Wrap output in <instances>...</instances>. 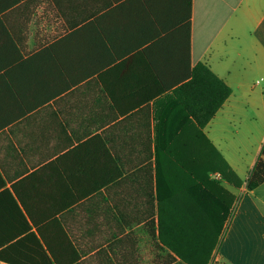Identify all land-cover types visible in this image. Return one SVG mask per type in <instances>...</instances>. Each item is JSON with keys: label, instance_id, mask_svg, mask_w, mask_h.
<instances>
[{"label": "crops", "instance_id": "obj_1", "mask_svg": "<svg viewBox=\"0 0 264 264\" xmlns=\"http://www.w3.org/2000/svg\"><path fill=\"white\" fill-rule=\"evenodd\" d=\"M200 63L232 89L203 133L246 179L264 145V88L257 103L249 81L264 82V0H0L6 258L152 264L157 165L178 194L171 180L200 157L185 112ZM223 186L236 201L219 264H264V184Z\"/></svg>", "mask_w": 264, "mask_h": 264}, {"label": "trees", "instance_id": "obj_2", "mask_svg": "<svg viewBox=\"0 0 264 264\" xmlns=\"http://www.w3.org/2000/svg\"><path fill=\"white\" fill-rule=\"evenodd\" d=\"M192 76L193 81L185 88L193 89L195 93L201 91L199 94L201 99L200 104L197 105L195 101L194 104L187 103L189 111L185 112L201 131L200 157L198 162L195 161L194 171L191 163L183 165L189 169L190 173L193 172L194 178L190 177L184 181L186 188L179 197L176 192H172L168 181L161 178L158 163L155 171L156 178L151 183V189L155 191L153 202L157 201L160 213L161 190L167 189L168 211L170 215H172L171 211H174L175 217L169 226L158 225L160 226L158 228L154 225L151 234L157 240V248L165 250L168 246L186 264H207L216 247L212 243L216 232L215 223L221 217L224 219L228 216L227 221L229 220L231 207L236 201V197L223 186L222 182L225 181L237 188L246 184L250 191H255L264 184V145L247 178L242 180L203 133V129L232 95V89L204 63L194 68ZM196 151L197 149L195 153ZM184 152L191 153V149H184ZM212 173L219 174L221 181L212 179L210 177ZM7 251L9 249L0 250V261L8 264L58 263V261H52L42 248L43 254L39 259H9L6 258ZM174 260L170 254L166 264H172Z\"/></svg>", "mask_w": 264, "mask_h": 264}, {"label": "rangeland", "instance_id": "obj_3", "mask_svg": "<svg viewBox=\"0 0 264 264\" xmlns=\"http://www.w3.org/2000/svg\"><path fill=\"white\" fill-rule=\"evenodd\" d=\"M255 76H256V78H259V76L257 74H253L250 77L249 81L251 83V86H253V85L256 86V91L253 93L252 99H253V101L259 103L260 102V99H261L262 89L264 88V82L260 81L261 84L257 86L256 85V82L257 81H256ZM251 110L252 111H244V110H241L239 112L243 116L245 114H250V115L259 114V111H256L254 108H251ZM244 125L245 124L240 125L238 127V124H235V127L236 128L233 130V134H235V132H236L237 129H240V130L243 131L245 129V126ZM232 138H235V135H233ZM210 177L212 179H214V180L221 181L219 175H217V174H213L212 173V174H210ZM241 179L242 180H245V177L243 176V177H241ZM185 181H186V179H185ZM171 183H172L174 189H176L177 192H179L181 190L177 194V196L179 197V195L182 194L181 192H183L184 189L186 188V187H184V183H183L182 187H179L178 186V183H180V181H178L176 179H172L171 180ZM222 184L224 185V182H222ZM160 209H161V212L160 213L158 212V223H159L158 225H160V226L168 225L169 226V223L171 221H173V217H175L174 216V211H171L172 215H170V211H168L169 206H167V208H165V210H163L161 208V204H160ZM158 210H159V208H158ZM227 217L228 216H226L224 219L221 217L215 223L216 224V228H215L216 232L214 233V237L212 238V243H213V245L215 244L216 247L213 250V252L211 253L210 258H209L207 264H219V261H218L219 254L222 255L223 254V250H224L223 244H224L225 234L227 232V230L225 229L224 226H225V224L227 222ZM160 226H158V228ZM218 232H220V233H218ZM155 246L157 247V245L153 244V257H152L153 259H152V264H164V260H161L160 258L155 257L156 254H159V252H161L159 250V248L157 249V248H155ZM163 251H164L165 255H166V253H168L169 255L171 254L172 257H174V259L176 261L175 264H186L168 246H166L165 247V250H163ZM164 253H163V255H164Z\"/></svg>", "mask_w": 264, "mask_h": 264}, {"label": "built area", "instance_id": "obj_4", "mask_svg": "<svg viewBox=\"0 0 264 264\" xmlns=\"http://www.w3.org/2000/svg\"><path fill=\"white\" fill-rule=\"evenodd\" d=\"M219 261V260H218Z\"/></svg>", "mask_w": 264, "mask_h": 264}]
</instances>
